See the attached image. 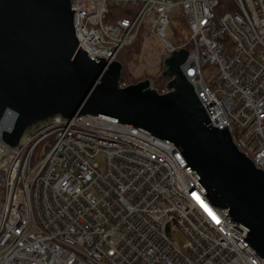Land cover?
<instances>
[{"label": "built area", "instance_id": "1", "mask_svg": "<svg viewBox=\"0 0 264 264\" xmlns=\"http://www.w3.org/2000/svg\"><path fill=\"white\" fill-rule=\"evenodd\" d=\"M70 7L77 49L118 61L119 87L149 80L166 93L164 60L186 50L180 68L211 126L226 127L264 171V0H71ZM177 15L188 32L179 45L165 33ZM128 48L132 61L124 64ZM44 121L14 146L0 128V264H264L229 230L245 238L244 229L194 184L175 145L92 115Z\"/></svg>", "mask_w": 264, "mask_h": 264}, {"label": "water", "instance_id": "2", "mask_svg": "<svg viewBox=\"0 0 264 264\" xmlns=\"http://www.w3.org/2000/svg\"><path fill=\"white\" fill-rule=\"evenodd\" d=\"M71 0H0V128L18 143L31 125L54 115H92L135 127L175 145L209 203L247 231L242 238L264 257V171L234 145L226 127H213L180 66L187 51L164 60L166 93L149 80L119 87L122 65L93 60L73 28Z\"/></svg>", "mask_w": 264, "mask_h": 264}, {"label": "rangeland", "instance_id": "3", "mask_svg": "<svg viewBox=\"0 0 264 264\" xmlns=\"http://www.w3.org/2000/svg\"><path fill=\"white\" fill-rule=\"evenodd\" d=\"M118 15H120V16H126V17H128L129 16V14L127 13V12H125V11H123V10H118ZM165 33H166V37H167V39L169 40V41H171L173 44H175V45H179V44H181L182 42H184L186 39H187V37H188V32H187V29H186V27H185V25H184V22H183V20H182V18L180 17V16H176V18L175 19H173V20H171V26L170 27H168L167 29H166V31H165ZM129 50H133V48H128V49H125L122 53H121V55L119 56V61H121L122 63H124V64H126V63H129V62H131L132 61V58L130 59V60H127L126 58H124L123 57V55L125 54V53H128L129 52ZM132 64V63H131ZM132 66V65H131ZM133 67V66H132ZM125 70V69H124ZM123 70V71H124ZM131 78H127L126 80L128 81V80H130ZM159 82V81H158ZM45 121H42V122H37V123H35V124H33V125H31L30 126V128H27L26 129V131H25V134H24V136L36 125V124H38V123H44ZM94 162H96V163H98V165H99V169L100 170H103V167H104V163H103V159H102V157L101 156H98L95 160H94ZM182 242V240L181 239H178V243H181Z\"/></svg>", "mask_w": 264, "mask_h": 264}, {"label": "trees", "instance_id": "4", "mask_svg": "<svg viewBox=\"0 0 264 264\" xmlns=\"http://www.w3.org/2000/svg\"><path fill=\"white\" fill-rule=\"evenodd\" d=\"M130 53H131V51H129L128 53H125V54L123 55V57L125 56L124 58L127 59L128 56L130 55ZM122 77H123V74H122ZM164 80H165V79H164V77H162V76H160V77L158 78V81H159L160 84H163Z\"/></svg>", "mask_w": 264, "mask_h": 264}, {"label": "clouds", "instance_id": "5", "mask_svg": "<svg viewBox=\"0 0 264 264\" xmlns=\"http://www.w3.org/2000/svg\"><path fill=\"white\" fill-rule=\"evenodd\" d=\"M7 118H6V114H5V117L3 118V120H2V126H1V129L2 130H8V129H6V128H8L7 126H6V123H7ZM13 127V126H12ZM12 127H9V128H12Z\"/></svg>", "mask_w": 264, "mask_h": 264}, {"label": "bare ground", "instance_id": "6", "mask_svg": "<svg viewBox=\"0 0 264 264\" xmlns=\"http://www.w3.org/2000/svg\"><path fill=\"white\" fill-rule=\"evenodd\" d=\"M244 231L247 233V231L244 229Z\"/></svg>", "mask_w": 264, "mask_h": 264}]
</instances>
